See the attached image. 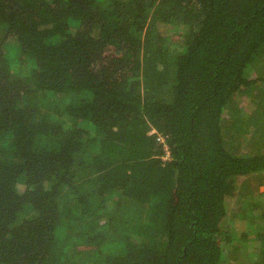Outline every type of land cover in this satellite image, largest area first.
Returning <instances> with one entry per match:
<instances>
[{"label":"trees","instance_id":"trees-1","mask_svg":"<svg viewBox=\"0 0 264 264\" xmlns=\"http://www.w3.org/2000/svg\"><path fill=\"white\" fill-rule=\"evenodd\" d=\"M263 174L264 0H0V264H264Z\"/></svg>","mask_w":264,"mask_h":264},{"label":"rangeland","instance_id":"rangeland-1","mask_svg":"<svg viewBox=\"0 0 264 264\" xmlns=\"http://www.w3.org/2000/svg\"><path fill=\"white\" fill-rule=\"evenodd\" d=\"M241 97V96H240ZM239 97V100H240V102H241V104H242V106H245V108H247L246 110H247V112L249 113V111L248 110H250V108H251V100H250V98H248V97H246V98H240ZM263 176H264V174H263ZM262 177V176H261ZM262 179H263V181H264V178L262 177ZM257 180H258V177H254V178H250L249 180H246L247 181V183H249L250 184V186L251 187H253L254 189H256V188H258V190H260V191H264V182H261V183H259V182H257ZM257 182V183H256ZM260 200L264 203V197L261 195L260 197Z\"/></svg>","mask_w":264,"mask_h":264},{"label":"built area","instance_id":"built-area-1","mask_svg":"<svg viewBox=\"0 0 264 264\" xmlns=\"http://www.w3.org/2000/svg\"><path fill=\"white\" fill-rule=\"evenodd\" d=\"M159 139L161 140V141H165V139L162 137V136H159ZM166 148H167V146H165Z\"/></svg>","mask_w":264,"mask_h":264}]
</instances>
